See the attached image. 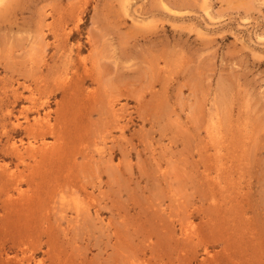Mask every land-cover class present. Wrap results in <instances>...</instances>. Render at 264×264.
Masks as SVG:
<instances>
[{
  "label": "rangeland",
  "instance_id": "rangeland-1",
  "mask_svg": "<svg viewBox=\"0 0 264 264\" xmlns=\"http://www.w3.org/2000/svg\"><path fill=\"white\" fill-rule=\"evenodd\" d=\"M0 264H264V0H0Z\"/></svg>",
  "mask_w": 264,
  "mask_h": 264
}]
</instances>
